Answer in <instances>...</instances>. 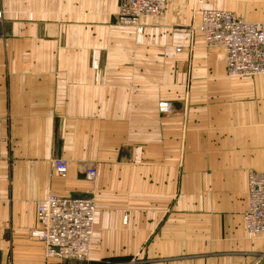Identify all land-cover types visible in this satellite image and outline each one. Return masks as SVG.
I'll use <instances>...</instances> for the list:
<instances>
[{"label": "crops", "instance_id": "obj_1", "mask_svg": "<svg viewBox=\"0 0 264 264\" xmlns=\"http://www.w3.org/2000/svg\"><path fill=\"white\" fill-rule=\"evenodd\" d=\"M119 4L0 0V264H262L244 213L264 172V74L229 78L183 26L209 9L263 23L264 0H169L138 28L117 24ZM50 193L95 200L89 260L49 259L32 236Z\"/></svg>", "mask_w": 264, "mask_h": 264}, {"label": "built area", "instance_id": "obj_2", "mask_svg": "<svg viewBox=\"0 0 264 264\" xmlns=\"http://www.w3.org/2000/svg\"><path fill=\"white\" fill-rule=\"evenodd\" d=\"M168 0H120L117 24L140 27L148 18L164 15ZM4 13L0 8V29ZM204 44L211 50H221L229 78H248L264 74V22H248L230 10H204L197 26ZM159 110L170 113L172 104L161 101ZM3 118L0 117V173L3 154ZM58 174L65 176L68 163L55 159ZM96 169L87 176L93 179ZM249 203L244 213L245 230L249 238L264 236V172L251 171L247 176ZM1 198V175H0ZM96 202L92 197H71L50 193L37 204L38 227L32 236L44 244L49 259L87 261L91 257Z\"/></svg>", "mask_w": 264, "mask_h": 264}, {"label": "rangeland", "instance_id": "obj_3", "mask_svg": "<svg viewBox=\"0 0 264 264\" xmlns=\"http://www.w3.org/2000/svg\"><path fill=\"white\" fill-rule=\"evenodd\" d=\"M168 5H169V0H168V4H167V8H166L165 13L167 12ZM165 13H164V15H165ZM164 15H162V16H164ZM162 16L154 17V18H148V19H145L144 22L153 21V20H156V19H158V18H160ZM200 16H201V14L195 13V16H194L193 20L190 23H186V25L183 26L187 31L190 32L189 36L190 37L192 36V43L189 46L190 48H192V46L195 44V41H196L198 35L200 36V34H199L198 30H197V26L199 24ZM130 28H138V27H130ZM178 49H179L178 51H180L181 47L178 48ZM163 101H169V100H163ZM169 102H171V101H169ZM171 104H172V102H171ZM159 112H161V111L159 110ZM172 112H173V104H172V111L170 113H162V112L161 113L162 114H171ZM2 114H3V117H4L3 118V122H4L3 129H7V107H6L5 111H4V113H2ZM4 143H5L4 144L5 145V162H6V165H7V138H4ZM10 160L12 162V159H10ZM83 262H85V261H83Z\"/></svg>", "mask_w": 264, "mask_h": 264}, {"label": "water", "instance_id": "obj_4", "mask_svg": "<svg viewBox=\"0 0 264 264\" xmlns=\"http://www.w3.org/2000/svg\"><path fill=\"white\" fill-rule=\"evenodd\" d=\"M262 264H264V262Z\"/></svg>", "mask_w": 264, "mask_h": 264}]
</instances>
